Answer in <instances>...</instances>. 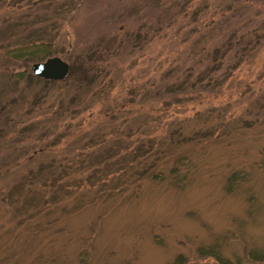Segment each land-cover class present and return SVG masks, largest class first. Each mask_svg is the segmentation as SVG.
Instances as JSON below:
<instances>
[{
	"label": "rangeland",
	"instance_id": "1",
	"mask_svg": "<svg viewBox=\"0 0 264 264\" xmlns=\"http://www.w3.org/2000/svg\"><path fill=\"white\" fill-rule=\"evenodd\" d=\"M228 261L264 264V0H0V264Z\"/></svg>",
	"mask_w": 264,
	"mask_h": 264
},
{
	"label": "water",
	"instance_id": "2",
	"mask_svg": "<svg viewBox=\"0 0 264 264\" xmlns=\"http://www.w3.org/2000/svg\"><path fill=\"white\" fill-rule=\"evenodd\" d=\"M33 74L46 79H62L69 71V63L59 55L47 56L31 63Z\"/></svg>",
	"mask_w": 264,
	"mask_h": 264
},
{
	"label": "trees",
	"instance_id": "3",
	"mask_svg": "<svg viewBox=\"0 0 264 264\" xmlns=\"http://www.w3.org/2000/svg\"><path fill=\"white\" fill-rule=\"evenodd\" d=\"M40 45V44H39ZM44 46L40 49V47L38 48V50L40 49V50H42L43 52H44V54L43 55H46V54H48V52H50V49H49V47H48V45H46V44H43ZM16 49V48H15ZM16 53L17 54H20L21 56H28L29 54H31V52H33V50L32 49H26V47H22L21 49H16ZM42 55V56H43ZM41 56H39L38 58L39 59H41L40 58ZM69 72V71H68ZM29 75V78L30 79H43V80H45V81H55V80H53V79H46V78H43V77H39V76H37V75H35V74H31V73H29L28 74ZM66 76H67V74H66ZM65 76V77H66ZM64 77V78H65ZM18 186H19V188H22L23 186H24V184H23V182L22 181H20L18 184H17ZM226 264H231L229 261L226 263Z\"/></svg>",
	"mask_w": 264,
	"mask_h": 264
}]
</instances>
